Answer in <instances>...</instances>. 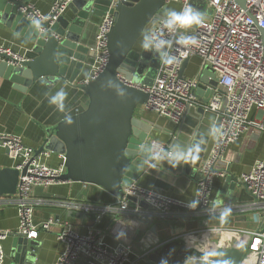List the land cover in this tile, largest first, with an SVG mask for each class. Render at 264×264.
Instances as JSON below:
<instances>
[{
  "label": "built area",
  "instance_id": "2783aa9c",
  "mask_svg": "<svg viewBox=\"0 0 264 264\" xmlns=\"http://www.w3.org/2000/svg\"><path fill=\"white\" fill-rule=\"evenodd\" d=\"M72 0H53L47 13L40 11L31 1L18 7L25 19L37 24L41 21L55 22L63 15ZM111 6L118 0H111ZM180 4V10L189 4L190 0H167ZM244 6L234 0H206L205 10L210 13L203 15L204 23L193 25L188 30H180L179 34L193 35L199 41V47L174 44L170 52L176 57L174 63L165 65L162 62L156 68L150 85L134 83L122 72L116 76L125 85L138 88L147 94L146 102L140 106L141 112H152L155 115L179 125L192 109L202 107L205 112L214 114L216 125L221 127L222 136L215 137L208 157L199 167L202 177L197 182L196 199L199 203L195 209H190L182 201L176 200L152 188L140 186L135 182L122 188V195L116 197L113 204H93L80 201L56 199L50 201L51 207H61L65 211H80L93 214V223L85 231L80 232L67 221L59 222L49 216L35 221L34 212L46 205V198L34 197L36 188L44 191L52 186L66 183L60 179L65 172L63 157L57 165L45 161L52 152L27 145L22 137L0 132V149L7 150L8 156L14 161L18 170V184L14 194L9 196L17 210L18 227L15 231L27 239H36L42 230L52 226L59 227L56 239L63 244V250L53 264H132V246L130 243L107 242L105 229L98 226L99 221L108 214L114 219L119 213L132 211L140 216L139 220L147 219L152 213L158 217H167L174 206L188 211H207L212 198L213 181L216 176L225 177L224 169L214 168L222 160L223 153L232 142L248 134H264V0H243ZM114 25V17L108 11L99 17L94 36L93 63L81 83L96 78L106 67L109 54L107 50V34ZM161 25L158 18L152 22L148 32ZM165 38L169 34L165 30ZM5 54L10 59H6ZM200 59L201 69L209 67L214 72L216 85L210 89L207 99L202 101L196 89L200 82L199 74L186 76L180 70L184 60L190 57ZM27 56L0 46V62L5 61L13 66H20ZM200 69V70H201ZM200 72V71H199ZM226 78L235 81L231 87L224 84ZM210 77L203 82L202 91L209 89ZM152 128V127H151ZM149 155L152 159L154 146L168 149L164 142L153 137H147ZM216 166V165H215ZM211 168H214L211 170ZM236 180L251 197V202L235 204L229 207L231 211L256 212L257 227L253 230H241L248 235L249 241L243 258L246 264H264V156L251 164L248 170L240 173ZM128 197L135 199L134 206L128 203ZM148 206L143 209L139 202ZM223 208L219 209L220 212ZM153 218V217H150ZM237 231L224 229V232ZM7 230H0V264H4L5 251L3 240L10 235ZM252 255L251 257H249ZM249 258V260H248ZM250 258L252 259L250 261Z\"/></svg>",
  "mask_w": 264,
  "mask_h": 264
},
{
  "label": "water",
  "instance_id": "95a60500",
  "mask_svg": "<svg viewBox=\"0 0 264 264\" xmlns=\"http://www.w3.org/2000/svg\"><path fill=\"white\" fill-rule=\"evenodd\" d=\"M30 1L0 0V17L7 20L6 24L14 25L15 30L29 40L33 53L20 66L0 62V78L9 81L13 88L24 93L36 83L48 88L61 79L75 83L74 86L86 96L85 104L50 126L42 145L36 151L49 150L62 155L65 167V172L60 177L62 181L97 186L112 198L121 196L122 188L134 183L147 165L153 163V159L146 142L151 125L136 112L146 102L147 94L123 84L116 74L122 72L134 83L151 84L160 61L143 48L135 49V44L143 33L148 32L152 22L162 16L168 1L118 0L111 6V0H72L67 5L73 14L71 19L60 16L52 24L41 21L38 26L25 19L18 10L19 6ZM234 1L244 6L243 0ZM189 4L202 13L205 11L206 0H190ZM107 11L114 17V25L107 34V65L96 78L81 83L93 63L92 48L95 43L94 40L86 42L84 30L94 24V17L99 18ZM1 56L10 59L5 54ZM187 61L188 59L184 60L182 64L180 76ZM199 73L200 82L196 93L204 94L203 82L210 77L209 89L205 93L207 97L210 89L216 85L214 72L209 67H203ZM110 80L118 83L125 95L118 96L116 89L109 86ZM197 110L208 113L202 107ZM66 117L71 118V123L66 121ZM5 153L7 154V150ZM221 161L214 168L222 169L219 167ZM18 173L14 166L0 167V197L15 193ZM226 173L220 196L232 195L234 188L241 186L233 174L228 171ZM202 176L199 171L198 180ZM35 190L41 191L40 188ZM134 201L133 197H128L130 206H134ZM139 206L148 208L143 201L139 202ZM113 221L110 233L117 237L118 233L123 232L120 240L124 243H129L134 234L145 231L148 224L152 223V219L134 218H115ZM209 226L204 221L197 228L203 230ZM151 229L155 230V226L152 225ZM185 233L180 241L172 240L148 251L142 256L144 264H159L161 257H167L168 264H183L187 255L200 253L196 251L197 247L204 251H214L216 255L213 259L220 264L225 261L228 264H246L243 258L249 255L246 251L248 235L238 234L234 235L236 239H231L226 237L230 235L227 232L225 241L219 242L215 239L208 240L203 233L197 231ZM9 236L11 246L7 255L8 264H33L36 257L34 242L16 232H11ZM172 249L174 251L168 256Z\"/></svg>",
  "mask_w": 264,
  "mask_h": 264
},
{
  "label": "crops",
  "instance_id": "0c3cea01",
  "mask_svg": "<svg viewBox=\"0 0 264 264\" xmlns=\"http://www.w3.org/2000/svg\"><path fill=\"white\" fill-rule=\"evenodd\" d=\"M31 2L43 13H47L52 5L53 0H31ZM167 9H175L179 11L180 4L175 1H169ZM166 9V10H167ZM162 11V15L166 11ZM64 19H71L73 14L69 8L63 13ZM99 18L94 17V24L84 30L86 42L90 43L94 40L96 23ZM7 20L0 17V46L8 48L23 54L25 56H33L31 52L32 44L22 33L15 30L14 25L6 24ZM146 33V32H145ZM143 33L135 44V49L142 48ZM192 57L189 58V60ZM197 64L192 72H189L187 65L184 69L186 76L198 75L201 64L198 57H194ZM75 84V83H74ZM67 82L59 80L51 85V88L41 83H36L34 87L21 92L13 88L11 83L0 78V132H10L22 137L25 144L35 148H39L46 136L48 128L56 124L60 119L73 113L75 108H82L86 102V96L78 88ZM63 88L67 92L65 99V110L60 112L54 105L48 103V98L54 95L58 90ZM199 99L206 100V94H201ZM137 115H142L146 122L151 125L149 137H153L158 141L164 142L169 148L173 143H178L190 147L197 143L201 138L205 143L201 145L202 150L198 157L193 159L190 155L186 157L180 165L173 168L171 163L167 161H158L153 159L151 165H147L142 174L135 181L140 186L152 188L158 192L166 194L176 200L189 203L196 199L197 182L199 177V167L208 157L215 137L209 134L210 126L215 123V116L209 113H200L197 109H192L186 114L181 124L176 125L162 117H150L147 113H141L139 108ZM264 156V134H248L240 139L232 142L227 146L223 153L220 168L225 169L236 177L249 169L251 164L257 159ZM61 160L60 154L52 152L45 159L51 165H57ZM14 166V161L0 149V167ZM224 184V177L216 176L213 181L212 201L207 211H188L185 208L174 206L172 213L167 217H158L152 213L150 218L152 223L143 232L134 234L133 239L129 242L132 246V264H144L142 256L153 248L162 246L166 242L172 240L180 241L181 238L191 231L203 233L208 240L225 241L224 229H235L237 231L230 232L231 239H236V235L242 234L241 230H253L257 227L255 220L256 212L247 210L245 212L231 211L225 222H221L219 218V209L231 207L235 204H248L251 197L242 188L236 186L232 195L220 196V190ZM34 197L46 198V205L39 207L34 212V220L39 221L52 216L57 218L59 222L67 221L73 228L80 232H85L93 223L91 213L80 211H65L61 207H51L50 201L56 199H64L69 201H80L93 204H113L116 198H112L97 186L80 182H66L52 186L44 191L34 192ZM234 200V201H230ZM9 196L0 197V230L15 232L18 227L17 210L13 203H10ZM219 202V203H217ZM116 218L119 219H139L140 216L131 210L119 213ZM113 214L104 216L98 223L99 227L105 229L107 234V242L115 244L122 242L116 236L110 233L113 224ZM206 221L210 226L208 229L199 230L198 224ZM155 226V230L151 226ZM192 227V228H191ZM189 228V229H188ZM59 227L52 226L49 230H42L38 233L34 242V252L36 254L33 264H53L58 255L63 250V244L56 239V232ZM188 229V230H187ZM235 235V236H234ZM5 251L4 264H8L7 255L10 251L11 237L7 236L3 240ZM191 255L199 256L200 253H192ZM76 264H83L77 262Z\"/></svg>",
  "mask_w": 264,
  "mask_h": 264
},
{
  "label": "clouds",
  "instance_id": "9594fccd",
  "mask_svg": "<svg viewBox=\"0 0 264 264\" xmlns=\"http://www.w3.org/2000/svg\"><path fill=\"white\" fill-rule=\"evenodd\" d=\"M161 25L160 28L152 31L146 32L143 35L142 48L144 51H148L154 54L155 58L165 65H170L175 62L176 57L171 54L170 49H172L174 44L199 47L198 39L193 35L179 34L180 30H188L193 25H200L204 23L205 17L201 11L195 9L191 4L185 5L182 10L177 11L175 9H167L164 14L158 18ZM165 30L169 34V38H165ZM235 81L231 78H226L224 84L231 87L234 85ZM109 86L116 89L118 96L125 95L124 89L118 83L109 81ZM67 97V92L61 88L54 95L49 96L48 103L54 105L56 109L60 112L65 110V99ZM66 121L71 123V118L66 117ZM209 134L213 137L222 136L221 127L213 123L210 126ZM205 141L201 138L197 143L192 144L190 147L185 148V146L178 143H173L168 149L160 147L158 145L154 146L153 158L158 161L174 162L171 163V167L175 168L181 164L182 161L186 159L187 156H191L193 159L198 157V154L202 150L201 145ZM199 203V200L194 199L188 203L190 209H195ZM219 203V202H217ZM231 209L229 207H224L220 213L219 218L221 222H225L227 217L230 215ZM124 233L120 232L117 234V239L123 236ZM174 249L170 250L168 256H171ZM196 251L200 252L199 256L187 255L183 264H220L219 261L213 259L216 255L214 251H204L201 247H197ZM159 264H168L167 257H161ZM224 264H228L227 261Z\"/></svg>",
  "mask_w": 264,
  "mask_h": 264
},
{
  "label": "rangeland",
  "instance_id": "374dc122",
  "mask_svg": "<svg viewBox=\"0 0 264 264\" xmlns=\"http://www.w3.org/2000/svg\"><path fill=\"white\" fill-rule=\"evenodd\" d=\"M205 13H206V14L210 13V10L206 9V10H205ZM196 64H197L196 59L192 57V58L189 60L188 65H187V69H188V71H189V72H192V71L194 70V67H195ZM194 71H195V70H194ZM139 108H140V106L137 108L136 112L139 110ZM144 113L149 114L150 117H153V118L156 117V115H155L154 113H152V112H144Z\"/></svg>",
  "mask_w": 264,
  "mask_h": 264
}]
</instances>
